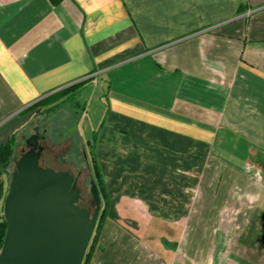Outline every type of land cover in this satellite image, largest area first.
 Masks as SVG:
<instances>
[{
  "label": "crops",
  "instance_id": "1",
  "mask_svg": "<svg viewBox=\"0 0 264 264\" xmlns=\"http://www.w3.org/2000/svg\"><path fill=\"white\" fill-rule=\"evenodd\" d=\"M80 81L109 196L89 264H264V0H0V144Z\"/></svg>",
  "mask_w": 264,
  "mask_h": 264
},
{
  "label": "water",
  "instance_id": "2",
  "mask_svg": "<svg viewBox=\"0 0 264 264\" xmlns=\"http://www.w3.org/2000/svg\"><path fill=\"white\" fill-rule=\"evenodd\" d=\"M35 133L14 163L3 201L6 232L0 264H82L100 210L91 181L94 211L80 206L81 191L67 170L40 163Z\"/></svg>",
  "mask_w": 264,
  "mask_h": 264
},
{
  "label": "rangeland",
  "instance_id": "3",
  "mask_svg": "<svg viewBox=\"0 0 264 264\" xmlns=\"http://www.w3.org/2000/svg\"><path fill=\"white\" fill-rule=\"evenodd\" d=\"M44 107L41 106V108ZM80 111L81 109L75 107L71 102L62 103L51 113H40L38 107L28 111V113L32 112V116L25 128L15 135L14 154L12 161H10L7 167L9 173L6 178L8 181H10L11 173L14 170L15 161L22 155L21 148L24 147L23 139L30 135L32 130L37 128L39 133L44 135L41 141V145L44 147L43 156L40 158L41 165L49 166L56 170L69 171L75 177L76 185L80 189L81 195L84 196L83 201L87 205H91L93 202L91 181L95 182V178L93 177L91 147L87 138L91 140L92 131L87 133L86 121L84 119L78 122V115L81 114ZM66 150L68 152L62 156L63 160L60 159L59 156ZM6 186L5 190L7 192L8 185ZM93 209L94 205L92 206V211ZM164 230H166L164 226H159L158 231H155V233H161ZM155 240V244H160L158 239Z\"/></svg>",
  "mask_w": 264,
  "mask_h": 264
},
{
  "label": "trees",
  "instance_id": "4",
  "mask_svg": "<svg viewBox=\"0 0 264 264\" xmlns=\"http://www.w3.org/2000/svg\"><path fill=\"white\" fill-rule=\"evenodd\" d=\"M84 81L77 82L73 85H70L63 90L58 91L57 93H52L43 97L42 99L38 100L31 106L26 109V112L35 109L38 107L40 113H51L56 108L59 107L60 103L62 102H73L76 100L74 93H65L67 90L75 89L76 87L83 84ZM53 102V103H52ZM41 106H45L41 108ZM97 132H94L92 135L91 140L88 141L91 147V159L93 165V177L95 178V183L98 187L100 198H101V212L99 214V218L97 220L95 229L93 231L92 237L90 239L86 254L84 256L82 264H89L90 259L92 257L94 248L97 244L99 239L101 227L103 224V220L107 217L108 207H109V198L106 191V187L103 181V175L101 173L100 167L98 165V161L95 155V142H96ZM91 141V142H90ZM14 143H15V136H11L7 141L0 144V174L2 173H9L8 172V164L12 161L13 154H14ZM3 183L0 184V199L3 198V191H4ZM6 232V222L3 216V213L0 214V248L3 244L4 236Z\"/></svg>",
  "mask_w": 264,
  "mask_h": 264
},
{
  "label": "flooded vegetation",
  "instance_id": "5",
  "mask_svg": "<svg viewBox=\"0 0 264 264\" xmlns=\"http://www.w3.org/2000/svg\"><path fill=\"white\" fill-rule=\"evenodd\" d=\"M34 133H35V129L32 130V133H30V135H28L27 137H25V138L23 139L24 147L21 148L22 154L31 148V146L27 144V140H28V139H29ZM43 138H44V135H41V134L39 133V130H37L36 142H37V145H38V146H41V147H42L40 158L43 156V149H44V147L41 145V141H42ZM67 152H68V150H66L62 155H60V156H59L60 159L63 160V157H62V156L65 155V153H67ZM77 184H78V180H77ZM83 199H84V196L81 195V199L79 200V204H80V206H83V207L87 208V209L90 211V213H92V212L94 211V209H93V211H92V206L94 205L93 202H92L91 205H87L86 202L83 201ZM101 210H102V208H101V203H100V210H99V212H98V218H99V214H100ZM98 218H97V220H98ZM96 223H97V222H96Z\"/></svg>",
  "mask_w": 264,
  "mask_h": 264
}]
</instances>
